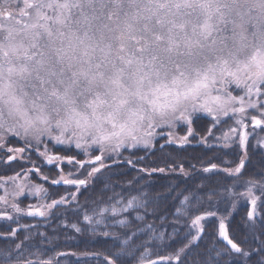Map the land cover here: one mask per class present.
Instances as JSON below:
<instances>
[{
    "label": "snow or ice",
    "instance_id": "6c2138e0",
    "mask_svg": "<svg viewBox=\"0 0 264 264\" xmlns=\"http://www.w3.org/2000/svg\"><path fill=\"white\" fill-rule=\"evenodd\" d=\"M237 90L239 94H234ZM198 113L211 117L212 126L207 134L218 140L222 148L231 147L237 138L239 145L246 147L248 122L253 130L264 125V0H2L0 3V150L5 149L9 136H15L25 146L8 148V152L19 155L29 147L39 150L44 145L40 155L52 164L62 162L65 157L49 155V141L74 145L90 159L82 161L71 156L67 162H75L80 169L91 167L88 172L91 177L106 167L103 163L106 153L119 154L126 147L150 149L158 137L165 138V143H189L194 134L192 125L200 119ZM224 118L232 119L235 126L215 137L213 129L226 123ZM177 122L187 125L186 135L174 134ZM202 142L207 143V137H202ZM90 150L99 154L93 157ZM16 155L9 159L15 160ZM244 167L245 158H241L235 168L224 171L236 176ZM216 168V164H211L204 171ZM27 175L26 172L25 179ZM12 179H19V174ZM61 181L76 185L77 190L88 182L61 174L52 184ZM248 183L251 186L244 195L251 210L247 211L243 239L237 241L230 236L221 218L218 237L226 245L213 242L208 259L193 264H234L241 260L243 264H264V193L257 196L256 184ZM16 187L19 191L12 194L13 200L27 185L22 181ZM260 188L264 189V184ZM31 191L46 194V189L39 185H33ZM214 194L208 193L209 200ZM7 195L6 192L0 196V204L5 205L0 218L11 221L14 217L7 207L17 214L25 210L16 202L9 205ZM201 199L197 197V203ZM136 200L132 197L120 208L114 205L101 208L94 213L101 220L94 221L86 212L83 219L100 224L104 213L110 211L116 217L140 206ZM64 203L62 197L38 207L30 206L26 214L45 217L49 210ZM208 216L215 213L209 212ZM187 219L189 223L174 225L167 234L168 246H179L171 255L159 257L165 264H187L194 242L207 234L202 223L205 216L192 219L188 215ZM115 223L124 229L120 234L123 241L114 244L116 250L105 257V264H127L125 258L140 247L145 252L141 253L139 264H157V260L144 258L149 242L136 243L140 229L131 220L120 219ZM70 227L77 233L84 230L78 224ZM147 228L154 232L152 225ZM8 235L15 237L16 229L9 228ZM155 239H165V234ZM22 243L16 244V248H21ZM3 256L0 264H52L51 260L39 258L13 261L7 251ZM253 256L257 257L255 261Z\"/></svg>",
    "mask_w": 264,
    "mask_h": 264
},
{
    "label": "trees",
    "instance_id": "16d2710c",
    "mask_svg": "<svg viewBox=\"0 0 264 264\" xmlns=\"http://www.w3.org/2000/svg\"><path fill=\"white\" fill-rule=\"evenodd\" d=\"M195 124L196 130L202 135H207V129L211 127V119L208 116H200ZM160 143V144H159ZM157 146L150 149H137L135 151H127L130 155L128 158H119L105 167L117 171L112 177L107 176L101 177L95 182H87L86 185L82 186L80 200L78 204H71L69 206L60 205L55 209L54 214L47 223H43L38 219L26 218L25 229H20L15 237L0 236V261L3 260L4 252L11 253L10 259L13 261L19 259L33 260L37 258L41 260H51L52 264H59L61 259L67 256H78V253L82 257H78L76 261H89L97 257L99 261H105L106 256H111V253L116 248L108 246H99V244H86L87 236V223H84V214L94 215L97 210L102 207L105 201L110 197L106 193L103 200L100 191L106 192L109 188H105L107 184H112L113 188L121 185L122 188L126 189L122 185L123 181H127L133 192L140 191L141 188L149 190L159 199H163L166 205L160 208L156 218L161 214H166L164 221L167 229V233L172 232L174 225H183L186 223L188 215H192L196 211V206L193 199L197 196H203L209 192H214L211 199L216 198V201L222 199L218 213L208 219V224L205 227L207 234H202L201 239L195 241L187 258V264H193V261L207 260L209 256V249L212 247L213 242L218 246L226 245V242L222 238L218 237V225L221 218L224 219L226 225L229 228L230 236L236 238L237 241L243 239L246 234V228L244 223L247 218V211H249V203L235 206L239 201V193L229 199L227 195L234 190V194L240 187V183H248L249 181L256 184H264V151L258 145H255L253 141H249L247 144V159L245 168L241 171V174L236 176H229L224 171L226 168H235L239 162L240 154L237 156V150L226 151L223 148H210L205 145H189L185 147L170 145L159 141ZM12 148L24 147V142H21L18 138H12L9 142ZM160 145L164 147L161 148ZM52 154L57 153L59 155H68L70 151L63 146H55L52 149ZM171 151H177L176 155H172ZM235 155V156H234ZM235 160H233V158ZM244 158V156H243ZM47 161L43 156L40 155L39 150L27 148L24 153L21 154L17 161L10 163L9 172L24 170L30 168L36 163H45ZM129 161H131L129 163ZM246 161V160H245ZM248 163V164H247ZM211 164H216L217 168L210 172H205L204 168H208ZM35 166V165H34ZM36 167V166H35ZM38 168V167H37ZM35 168H33L34 170ZM104 169V170H105ZM158 169H164L160 172ZM183 169V171H181ZM155 170V171H153ZM35 171V170H34ZM58 171V170H55ZM43 170L35 171V179L42 183H45L49 189L54 193L53 199L61 198L64 192L68 190H74L70 185H66L61 181L59 184H52L48 178L44 179ZM116 176V177H115ZM115 177V179H114ZM232 188V189H230ZM128 189V188H127ZM115 190V189H114ZM229 190V191H228ZM125 192V191H124ZM193 195L189 198V202L192 203L190 212L182 213L181 210L185 207V197H189V194ZM264 193V189L260 188L259 195ZM209 201V200H208ZM226 204L224 205V203ZM202 203V200L199 204ZM216 203L214 200H210L208 205ZM260 202L258 201V204ZM196 206V207H195ZM180 210L179 212L177 210ZM78 211V214H74ZM228 214L229 218L224 214ZM185 214V215H184ZM260 215V209L258 207V214ZM150 216L148 219L150 220ZM153 220V219H151ZM157 220L154 219L153 229L154 232L151 235L149 246L160 242L161 239H155V236L160 234L158 231L160 228L157 226ZM84 223V224H83ZM71 224H78L82 229V232H75L70 227ZM14 225V224H13ZM12 228L10 224L6 229L0 227L1 233H8V229ZM92 229V228H91ZM90 230V229H89ZM261 229L258 227L257 231ZM92 231H89V237L92 235ZM29 237V239H25ZM21 248L17 249L16 244H21ZM138 244V243H137ZM139 245V244H138ZM176 245V244H175ZM247 245H245L246 247ZM157 250V248H151ZM114 250V251H112ZM175 251V248H174ZM171 253L161 254L150 259H156L160 256H169ZM215 256V253H211ZM133 258V255L131 256ZM256 256L252 257L255 261ZM73 260V261H74ZM94 264V263H93ZM98 264H105L98 262ZM133 264H139V261ZM157 264H165V262H158ZM175 264V262H173ZM223 264V262H221ZM234 264H243V261H235Z\"/></svg>",
    "mask_w": 264,
    "mask_h": 264
},
{
    "label": "rangeland",
    "instance_id": "374dc122",
    "mask_svg": "<svg viewBox=\"0 0 264 264\" xmlns=\"http://www.w3.org/2000/svg\"><path fill=\"white\" fill-rule=\"evenodd\" d=\"M0 3H2V0H0ZM234 94H239V90H237L236 93ZM253 110H249V112L251 113ZM199 117L200 116H208L206 113H198L197 114ZM210 119L211 117L208 116ZM226 120V123H222L220 124L218 127L213 129V135L215 137H220L222 135L223 132L228 131V129L234 125V121L232 119H228V118H224ZM249 123V127L247 129V131L249 132V138H248V142L249 141H253L255 143V145H259L262 150L264 151V125H262L260 128H255V130H253V127L251 126L250 122ZM212 126V125H211ZM192 128L194 130V134L193 136L189 137V143L181 145L179 143H175L179 147H185V146H189V145H205L206 147H218V148H222L220 146V143L218 140L213 139L212 136H208L207 135H202L201 133H198L195 127V124L192 125ZM211 128V127H210ZM161 131V130H158ZM163 131L167 132L169 130L164 129ZM174 131V134L176 136H184L187 133V125L183 124V122H177L176 127L172 130ZM202 137H207V143L202 142ZM15 138V136H9L6 140L5 143V149L4 150H0V184H2L3 186L0 187V196H5V193L7 192V199H8V203L9 205L13 202H16L19 204V206L25 210V212L22 213H14L11 209V207H7L6 210L9 214H11L14 217V220H7L5 218H0V227H2L3 229H6L10 224L12 225V229H16V231L18 232L20 229H25L27 226L26 224V218H30V219H38L41 220L44 224L47 223L50 218L52 217V214H54L55 209L60 206V205H65V206H69L71 204H78L79 200H80V196H81V192L83 190V187L80 186L79 190H77V186L76 185H70V187H73L74 190L70 191L68 190L67 192H64V195L62 196L65 199V203L64 204H60L57 207L49 210V214L45 217H41V216H29L26 214L27 209L30 206H39L40 204H48L51 203L53 200H60L61 198L58 199H53V195L54 193L49 189V187L45 184L40 182L39 180H36L35 177V172L43 170V176H46L50 181H52L53 179H59V176L61 174L67 176L69 179H87L88 182L90 183H94L95 180L101 178V177H112L117 171H112L109 169H105L103 168L101 170L100 173L95 174L91 177L88 176V172L91 171V167H86L84 169H80L78 165L74 164H69L67 162V157H71V156H75L76 160H82V161H86L88 159H90L89 155L83 154L82 150L76 149L74 145L71 146H67V145H57L55 144L54 141H49L47 146L49 148V155H59L57 153H53L52 154V149L55 148V146H63L65 147L67 150L70 151V154L68 155H59L61 157H65V159L62 162H56L54 161L52 164H48L47 161H44L45 163H36L33 166H30V168L24 169V170H19V171H13V172H9V168L8 166H10V163H12L14 160H10L9 157L12 155H16L13 152H8L7 149L8 148H12L9 144L10 139ZM18 138V137H16ZM19 139V138H18ZM20 140V139H19ZM158 142L154 141V146L152 148H154L155 146H157V144L159 143V141H162L163 143H165V138L162 137H158L157 138ZM21 142H23L22 140H20ZM160 144V143H159ZM170 145H174L173 143H168ZM144 149L142 146H138L136 149H132V148H122L119 151V154L116 153H106L105 156L106 158L104 159L103 163L107 166H109L110 164H112V162H114L115 160H118L119 158H128L130 157V155L127 153V151H135L137 149ZM226 151H233L234 149L237 150V156L240 154L241 156L239 157L238 162H240L241 158H245V163L248 162L247 159V145L246 147H241L239 145V141L238 138L236 139L235 143H233L231 145V147L229 148H223ZM234 150V151H235ZM44 151V145H41L39 148V153ZM91 152V156H95L98 155L99 152L98 151H94ZM77 153H80L79 155ZM22 154V153H21ZM21 154L16 155V159L15 161H17L19 159V157L21 156ZM171 154L174 156L177 154V151H171ZM111 157V158H107V157ZM235 156V155H234ZM43 158L45 159V157L43 156ZM233 160H235L234 157H232ZM47 160V159H46ZM248 164V163H247ZM96 166H99V162L96 163ZM38 167V168H37ZM33 168H35L33 170ZM245 168V167H244ZM105 169V170H104ZM28 170H32V171H28ZM58 170V171H55ZM62 170V171H61ZM243 170V169H242ZM241 170V171H242ZM28 173L27 175V179H25V173ZM72 172L73 175L69 176L68 173ZM17 174H19V179H12L17 177ZM107 175V176H106ZM239 175V174H237ZM116 177V176H115ZM114 177V179H115ZM108 178H106L107 180ZM24 182L27 187L24 189L23 193L18 195L15 200H13V193H16L19 191V189L16 187L17 184ZM256 184V183H254ZM33 185H39L42 186L44 189H46V194L45 193H40V194H35L33 191H31ZM122 185L124 187H126V189L122 188L121 185L117 186V188H113L112 184H107L105 186V188H109L106 192L104 191H100L102 195V199H104L106 193L108 194V196H110L104 203V205L102 207H100L96 213H99L101 208H110L111 206H116L117 208H120L123 206V204L128 200L131 199L132 197H136V205H140V206H135L133 209H129L128 213H121L119 216L113 217L111 212H107L104 213V218L102 220V222L100 224H95V223H89L88 221L84 220V223H87V236H86V241L84 242L83 245H88V244H99V246H108L111 248H114V244L115 245H119L122 241H123V236L120 235L124 229L119 225L116 224L115 221L116 220H120V219H128L131 220L133 222V226L134 227H138L140 229V232L137 233V235L139 236V240H136V243L140 244L142 241H150L151 239V235L153 234L152 230H149L147 228V225H155L154 224V219H158L157 220V226L158 228H160L158 231H160V234L163 233L165 234V239H161L160 242L154 244L157 246H149L151 243L149 242L147 245V251H148V255L145 256V259H150L153 258L154 255L159 256L161 254H165V253H171L172 251H174V248L176 249L179 245H175L173 244L171 247L168 246V241L166 239L167 237V227L164 223L165 221V217L166 214H161L156 218H152L153 216H157V213L159 212L160 208H163L165 204V202L163 201V199H159V196H156L154 193H152L149 190H144V188H141L140 191L137 192H133L130 188V185L127 184V181H123ZM251 185L249 183H240V187L237 189L236 193L234 194V190H232L231 192L227 195V197L229 199H232V197L236 194L239 195V201L237 202V204L235 205L236 207L238 205H243V204H248L249 202L247 201L246 196L244 195L247 190L248 187H250ZM256 188H254V192L257 196H260L259 190H260V185L256 184ZM128 188V189H127ZM115 189V190H114ZM232 189V188H230ZM125 191V192H124ZM229 191V190H228ZM193 195V193L189 194V198ZM75 196L77 197L76 200H72V197ZM187 197V196H186ZM197 197H201L202 199V203L201 204H197L196 206H198V208H196V211H194V213L191 215V218L194 219L195 216L197 215H203L205 216V220L202 221V223L205 225V227L208 224V219H212L213 216H208L209 212H214L215 214L218 213V209L220 207L221 201L222 199H220L219 201H216V198L211 199L214 200L216 203H214L213 205H208L209 203V196L207 194H204L203 196H197ZM111 198V199H110ZM195 201V203H197V198L193 199ZM209 200V201H208ZM119 201V203H117ZM185 207L184 209L181 210L182 213H188L190 212V208L192 207V203H190L189 201H185ZM226 204V202L224 203V205ZM249 205V210H251V205L250 203ZM259 205V204H258ZM195 206V207H196ZM5 210V205L0 204V211H4ZM257 214H258V209H257ZM91 216V214H88ZM185 215V214H184ZM226 215V217L229 218L228 214H224ZM139 216L140 219H136V217ZM148 216H150V220L148 219ZM93 220H101V216L100 215H92ZM153 219V220H151ZM187 219V218H186ZM190 221L187 219L186 223H189ZM83 223V224H84ZM14 224V225H13ZM156 226V225H155ZM92 228V229H91ZM90 229V230H89ZM94 229V231H93ZM89 231L93 232L92 235L89 237ZM104 232H109L112 235L110 236H104L103 233ZM0 236L3 237H8V233H1L0 232ZM119 237V240H114V237ZM135 239V237L133 238ZM152 245V244H151ZM151 248H157V250L155 251V249H151ZM114 251V250H112ZM145 252V248L144 247H140L137 250L134 251L133 254V258L131 256L126 257L125 259L127 260V264H133L136 261H139L141 253ZM113 253V252H112ZM111 253V254H112ZM78 257H82L79 253L78 256L75 254L72 256H67L64 259H61L59 264H98V262L101 263H105V261H99V259H97V257L93 258L92 260L86 261H76L74 259L78 258ZM74 260V261H73ZM153 260H157L158 262H161L159 260V258L153 259ZM163 262V261H162Z\"/></svg>",
    "mask_w": 264,
    "mask_h": 264
}]
</instances>
